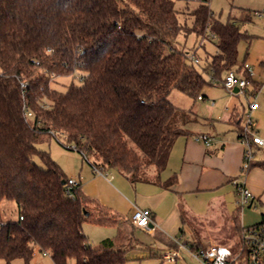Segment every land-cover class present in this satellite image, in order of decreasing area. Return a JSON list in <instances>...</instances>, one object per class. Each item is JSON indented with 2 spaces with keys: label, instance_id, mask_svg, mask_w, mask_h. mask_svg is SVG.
Returning a JSON list of instances; mask_svg holds the SVG:
<instances>
[{
  "label": "trees",
  "instance_id": "1",
  "mask_svg": "<svg viewBox=\"0 0 264 264\" xmlns=\"http://www.w3.org/2000/svg\"><path fill=\"white\" fill-rule=\"evenodd\" d=\"M197 1L189 27L180 21L175 0H0L4 264L16 259L31 264L36 249L54 264H127L128 252L138 246L130 218L86 196L80 183L67 193L64 170L38 147L44 137L64 136L85 156L93 155L98 166L117 170L132 183L169 188L176 179L162 182L160 176L176 139L186 134L189 116L168 100L170 92L197 100L211 83L205 73L223 84L230 71L242 72L254 91L260 90L247 69L236 68L238 45L250 38L241 25L257 12L241 9L238 18L222 22L210 0ZM183 32L216 37L217 52L202 71L177 43ZM76 75L81 84L70 83L65 91L52 85L56 78ZM152 170L156 177L141 175ZM4 200L17 204L18 220H4ZM237 208L232 222L240 240L242 209ZM184 218L182 212L185 224ZM86 224L113 226L117 234L92 246ZM196 236L186 244L193 252L205 249Z\"/></svg>",
  "mask_w": 264,
  "mask_h": 264
},
{
  "label": "crops",
  "instance_id": "2",
  "mask_svg": "<svg viewBox=\"0 0 264 264\" xmlns=\"http://www.w3.org/2000/svg\"><path fill=\"white\" fill-rule=\"evenodd\" d=\"M258 17L260 19L257 22L260 25L257 29L251 30L250 38L246 40L249 47L239 65L244 70L251 69L254 82L260 86V93L257 97L259 108L251 111L252 99L240 93L229 92L223 84H218L223 89L218 97L211 98L203 93L200 96L202 99L195 100L190 110L183 109L189 115L188 122L183 127L186 134L176 139L167 167L160 176L162 182L175 178V183L169 188H164L160 185L142 182L154 186L148 191L150 201L142 207L134 204L130 209L128 216L130 219L136 208L148 209L152 212L154 221L152 232L158 234L160 240L167 246L162 250L163 259L166 253L180 248L181 252L190 253L185 249L189 248L187 243L181 244L177 241L178 233L183 234L185 230L191 236L194 234L186 218L187 207L190 211L202 213L200 211L202 206L206 213L209 203L215 200L214 206L219 204L218 206L222 207L221 211L226 218V223L231 226L232 215L238 209L237 196L232 184L235 179L246 183L253 194V205L256 207L259 205L264 212V168L261 166L264 163V147L252 145L256 165L248 172H243L242 165L247 147L240 142L241 130L248 112L252 114L254 130L264 139V20L261 19L263 18L261 15ZM254 18L251 22L241 26L254 23ZM245 33L247 34V31ZM238 74L242 75V72ZM254 89V86H250L251 91ZM199 135H207L211 139L210 143L196 141L195 138ZM97 172L107 176L104 173L105 169L101 166L93 167V173ZM151 174L156 177L154 170ZM116 176L119 178L118 175ZM123 178L122 181H117L121 186H125V180H127L126 177L123 176ZM79 183L81 184V181ZM246 209L240 211L242 227H246ZM182 212L185 215V224L182 222ZM261 221L262 212L259 222L253 225ZM84 233L86 235V228H84ZM196 237L193 240H196ZM104 239L106 238L102 240ZM89 243L95 246L90 240ZM137 243L141 244L139 241ZM177 262L178 260L169 263L176 264Z\"/></svg>",
  "mask_w": 264,
  "mask_h": 264
},
{
  "label": "rangeland",
  "instance_id": "3",
  "mask_svg": "<svg viewBox=\"0 0 264 264\" xmlns=\"http://www.w3.org/2000/svg\"><path fill=\"white\" fill-rule=\"evenodd\" d=\"M176 9L179 11V18L183 24H187L189 27L192 26L193 18L190 12L196 9L199 5L197 0H175ZM210 7L214 17L222 22H227L230 18H238L241 13V9H251L257 12V16L254 18V23L241 26L243 31H247L249 35L251 30L257 29L260 25L258 23V15H261V19L264 20V0H210ZM258 21V22H257ZM178 45L185 49L191 58V56L199 59V63H194L198 70L202 71L209 56L214 55L217 52V43L213 39L211 34L206 37H196L195 34L181 33L177 38ZM248 44L246 40H242L238 45V62L244 58ZM193 62V61H192ZM236 66V68L239 66ZM205 78L210 85L206 86L203 93H206L209 97L215 98L222 93V88L218 86V82L212 79L211 74L205 73ZM223 77V76H222ZM70 83L81 84L80 78L76 75L75 77H59L53 82V87L59 90L65 91ZM244 96V95H243ZM246 97V96H244ZM168 100L175 106L190 110L195 100L190 96L173 90L168 95ZM203 103V102H198ZM204 104V103H203ZM75 146L69 144L66 138L62 135L55 137L53 135H47L40 141L38 147L42 151L49 152L54 161H56L69 179H75L77 182L81 181L82 191L89 198L98 202L100 205L107 207L115 214L121 217L128 218L130 215V209L133 205L142 207L143 204L149 202V192L154 186L149 184L132 183L131 179L125 180V186H121L117 181H122L123 175L121 172L112 169H105V175H101L99 172L93 173V167L99 162L93 155H84L83 152L70 148ZM35 162L44 167L41 159L36 158ZM145 162V160H143ZM95 165V166H93ZM100 167V166H99ZM119 178H117V176ZM143 177L153 178L151 172H143ZM215 200L209 203L206 213L204 208L200 207L202 213L196 211H190L187 207L186 218L190 228L193 230V236L188 233L187 230L184 233H178L177 241L181 244L190 242L199 235L198 240L201 242L203 248L211 245H226L229 246L234 254L240 250V240L237 239L232 222L231 226L226 223V218L222 214L221 208L217 205ZM185 204V203H183ZM186 205V204H185ZM1 210L3 218L6 221L18 220L19 209L14 201L4 200L1 203ZM220 211V212H216ZM260 206L256 207L253 205L246 209L245 226H252L254 223L259 222L261 219ZM86 235L88 241L93 242L95 246L99 245L103 238H114L117 234L116 228L113 226H91L85 225ZM134 237L139 244L134 249L128 252L127 264H175L169 263L161 256L164 243L160 240L159 235L155 232H147L136 228L134 231ZM102 238V239H101ZM5 261L1 260L0 264H4ZM13 264H24L23 260L16 259ZM31 264H54L50 256L43 255L36 249L34 259ZM69 264H74V261H70ZM176 264H204L202 261L195 259L191 253L182 251L180 258Z\"/></svg>",
  "mask_w": 264,
  "mask_h": 264
},
{
  "label": "built area",
  "instance_id": "4",
  "mask_svg": "<svg viewBox=\"0 0 264 264\" xmlns=\"http://www.w3.org/2000/svg\"><path fill=\"white\" fill-rule=\"evenodd\" d=\"M213 39H216V37L213 36ZM191 58L194 63H199V59L196 57L192 56ZM36 64L38 65L39 62ZM248 71L253 76L252 70L248 69ZM21 85L23 88L27 87L26 82H22ZM223 86L231 93H233L235 88H239L240 94L252 99L251 111L259 108L257 97L260 90L251 91L248 81L236 71H230L226 74ZM199 99H202V97H199ZM27 116L32 117V113L27 111ZM195 140L202 141L205 144H209L211 141L207 135L196 136ZM240 142L247 147L242 171L248 172L255 162L252 145L264 147V139L254 130L251 112H248L245 116L240 134ZM71 149L75 150L76 147L73 146ZM78 183L75 179H69L66 187L67 193H70L71 188L77 186ZM232 184L237 196V206L241 207V209L252 207L253 194L246 183L235 179L232 181ZM21 219L23 218L21 217ZM131 220L137 228L147 232L153 231L154 221L150 210L136 208L131 216ZM185 249L189 250L195 259L202 261L204 264H264V223L243 227L240 237V250L236 254H234L230 247L223 245H211L197 252H193L189 248ZM180 254L181 248L166 253L164 259L168 262H175L180 258Z\"/></svg>",
  "mask_w": 264,
  "mask_h": 264
},
{
  "label": "water",
  "instance_id": "5",
  "mask_svg": "<svg viewBox=\"0 0 264 264\" xmlns=\"http://www.w3.org/2000/svg\"><path fill=\"white\" fill-rule=\"evenodd\" d=\"M233 92H234V93H239V88H235V89L233 90ZM86 215H88V212H86Z\"/></svg>",
  "mask_w": 264,
  "mask_h": 264
}]
</instances>
